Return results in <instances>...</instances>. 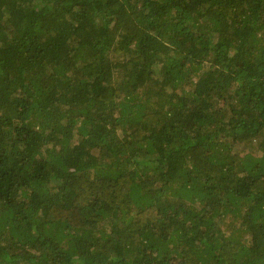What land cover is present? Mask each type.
Instances as JSON below:
<instances>
[{"label":"trees","instance_id":"16d2710c","mask_svg":"<svg viewBox=\"0 0 264 264\" xmlns=\"http://www.w3.org/2000/svg\"><path fill=\"white\" fill-rule=\"evenodd\" d=\"M0 264H264V0H0Z\"/></svg>","mask_w":264,"mask_h":264}]
</instances>
